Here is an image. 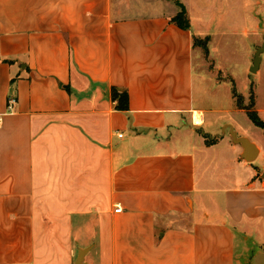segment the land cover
I'll return each instance as SVG.
<instances>
[{"label": "crops", "instance_id": "obj_1", "mask_svg": "<svg viewBox=\"0 0 264 264\" xmlns=\"http://www.w3.org/2000/svg\"><path fill=\"white\" fill-rule=\"evenodd\" d=\"M244 1L0 0V264H237L238 237L264 259L262 147L194 90L195 40Z\"/></svg>", "mask_w": 264, "mask_h": 264}, {"label": "rangeland", "instance_id": "obj_2", "mask_svg": "<svg viewBox=\"0 0 264 264\" xmlns=\"http://www.w3.org/2000/svg\"><path fill=\"white\" fill-rule=\"evenodd\" d=\"M254 1L245 0V7L240 9L241 13L237 7L232 8V12L229 11L227 16L228 21L217 22L220 29L210 31L209 35L212 36L210 39L201 36L196 39L194 90L198 104H203L202 106L208 110L206 115L207 128L219 132L217 119H227V122H232L237 127L240 136L250 140L255 139L260 143L263 153L259 160L252 164L257 167L261 165L259 163L263 162L264 164V131L252 122L247 113L230 112L227 114L224 111L236 108L235 106L238 104L234 98V91H236L241 96L243 104L250 106L254 102L253 109L259 112L260 118L264 121V61L258 75L250 73L251 63L255 60L257 51L264 47V32L253 29L256 25V16L261 17V20L257 22L258 28L259 25H264V6H254ZM220 8L214 9L213 13L220 14L223 11H219ZM244 8L249 12L245 11ZM247 19L248 21H245ZM260 22L262 23L259 24ZM247 27L249 30L246 29ZM255 42L254 49L253 44ZM218 68L222 72L219 71L217 74ZM220 80L224 83L218 85L217 82ZM242 95H247V98ZM242 250L243 240L238 237L236 245L237 264H264V259L255 258V253L252 250L246 255Z\"/></svg>", "mask_w": 264, "mask_h": 264}, {"label": "trees", "instance_id": "obj_3", "mask_svg": "<svg viewBox=\"0 0 264 264\" xmlns=\"http://www.w3.org/2000/svg\"><path fill=\"white\" fill-rule=\"evenodd\" d=\"M175 24L178 25L183 30L190 29V21L187 16L185 9L182 7L180 13L172 20ZM197 40H195L196 46ZM111 97L113 102L116 104V110L120 112H128L129 111V95L126 90L112 88L111 89ZM234 98L237 100V107L240 110H244L252 122L259 128L264 131V121L260 118L258 112L253 109L254 102L251 103L250 106L243 104V100L241 96H239L236 91H234ZM207 144L212 145L215 143V139H211L210 137L206 136Z\"/></svg>", "mask_w": 264, "mask_h": 264}, {"label": "water", "instance_id": "obj_4", "mask_svg": "<svg viewBox=\"0 0 264 264\" xmlns=\"http://www.w3.org/2000/svg\"><path fill=\"white\" fill-rule=\"evenodd\" d=\"M263 52H264V48L263 49L261 48L257 51L256 56H255V60L253 61V66L250 70V72L252 74L258 73L260 66H261V63H262ZM229 129H230L229 135H230L233 143L241 146L243 149L242 159L248 163H253L254 161H256V159L258 158V155H259L258 154L259 150H258V147L256 146V144H254L247 137L239 136L237 134V132L232 127H230ZM84 252L85 251H82L77 264H83Z\"/></svg>", "mask_w": 264, "mask_h": 264}, {"label": "built area", "instance_id": "obj_5", "mask_svg": "<svg viewBox=\"0 0 264 264\" xmlns=\"http://www.w3.org/2000/svg\"><path fill=\"white\" fill-rule=\"evenodd\" d=\"M15 103H16V100H15V99H11V100H10L9 109H8L9 111H11V110L13 109V105H14ZM120 137H121V136H120ZM121 211H122V209L119 208V207L116 209V212H117V213H119V212H121Z\"/></svg>", "mask_w": 264, "mask_h": 264}, {"label": "bare ground", "instance_id": "obj_6", "mask_svg": "<svg viewBox=\"0 0 264 264\" xmlns=\"http://www.w3.org/2000/svg\"><path fill=\"white\" fill-rule=\"evenodd\" d=\"M196 117V121H200V119L198 118V114H195Z\"/></svg>", "mask_w": 264, "mask_h": 264}]
</instances>
